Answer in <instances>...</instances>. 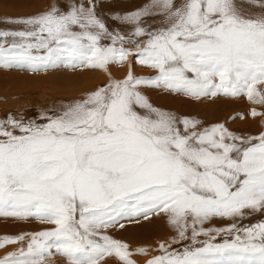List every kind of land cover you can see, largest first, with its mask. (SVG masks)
Segmentation results:
<instances>
[{
  "label": "snow or ice",
  "instance_id": "snow-or-ice-1",
  "mask_svg": "<svg viewBox=\"0 0 264 264\" xmlns=\"http://www.w3.org/2000/svg\"><path fill=\"white\" fill-rule=\"evenodd\" d=\"M89 5L9 18V24L23 27L0 29V57L8 66L33 71L62 57L72 67L106 70L133 54L158 71L136 77L129 70L43 124L9 117L6 123L20 135L0 121V216L54 225L0 256V264H46L53 249L69 264H100L109 256L118 264H137L129 245L102 229L118 217L147 219L161 212L169 214L180 239L191 228L192 246L179 252L161 243L162 253L146 264H264V222L203 227L212 217L264 210V132L244 139L223 124L190 131L198 122L178 121L138 89L152 86L197 98L246 94L264 103L256 88L264 83V0H151L117 17L133 25L134 36L147 37L143 47H125L126 37L109 31L94 0ZM154 15L163 23L149 30L144 18ZM105 37L110 44H101ZM233 230L231 241L210 242L211 233ZM201 234L210 239L196 247ZM24 239L5 236L0 248Z\"/></svg>",
  "mask_w": 264,
  "mask_h": 264
},
{
  "label": "rangeland",
  "instance_id": "rangeland-1",
  "mask_svg": "<svg viewBox=\"0 0 264 264\" xmlns=\"http://www.w3.org/2000/svg\"><path fill=\"white\" fill-rule=\"evenodd\" d=\"M94 2L97 16L105 23L109 31L120 32L126 37L125 47H132L137 42L143 47V41L147 37L134 36L133 25L117 17L141 9L151 3V0H94ZM177 2L180 3L182 0ZM73 3H84L85 7L90 6L89 0H0V29L23 27L9 24V18L40 14L53 6L61 11H67ZM246 6L258 10V5ZM144 20V26L149 30L163 23V18L159 15L148 16ZM110 43L111 40L107 37L101 40L102 45ZM134 52L135 48H132V53ZM129 70L136 77H151L158 71L139 63L133 54H129L123 63H109L106 70L82 66L72 67L67 63V58L62 57L54 65L33 71L28 67L8 66L4 63V58L0 57V121H4L5 127L12 130L14 134L20 135L19 129H12L6 123L9 117L21 120L25 124L33 121L36 124L46 123L48 116L60 113L74 101L86 98L88 93L105 87L112 80L124 79ZM256 88L264 93V83H258ZM138 89L155 108L172 114L178 121L188 118L190 121L198 122L195 129L190 128V131L202 132L206 129L210 130L214 125L223 124L229 132L244 139L259 136L264 132V103H254L246 94H220L197 98L152 86L140 85ZM253 109L258 113L257 115L252 114ZM137 111L141 114L146 113V110L140 108H137ZM178 126L183 131V124L179 123ZM243 211L245 215L242 217H212L204 222L203 227L224 228L236 223L238 228H242L264 222V210L253 212L245 209ZM187 219L191 222L192 218L189 216ZM51 227L54 225L35 217L19 219L0 216V239L5 236L24 235L25 237L23 241L6 244L0 248V256L15 250L22 244L26 246L32 233ZM199 227L200 225H197L198 229ZM102 231L114 239L127 243L132 253L131 258L137 264H146L147 260L161 254V243L169 250L179 252H182L185 246H192L191 228L189 227L187 233L188 238L180 239L177 227L169 222V214L164 212L149 213L147 219L139 214L133 218L118 217L115 223L109 224ZM210 235L215 237L210 242L223 243L225 240L231 241L236 232L235 230L219 234L213 232ZM209 239V236L201 234L197 237L195 246L200 247ZM137 249H145V252L141 254ZM52 253V256L47 258L46 264H69L68 257L57 254L55 249ZM100 264H118V259L114 256L105 257Z\"/></svg>",
  "mask_w": 264,
  "mask_h": 264
}]
</instances>
